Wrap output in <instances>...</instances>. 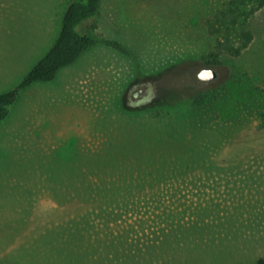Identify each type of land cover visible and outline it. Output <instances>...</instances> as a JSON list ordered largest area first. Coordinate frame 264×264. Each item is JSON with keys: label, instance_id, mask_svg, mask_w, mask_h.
Instances as JSON below:
<instances>
[{"label": "rangeland", "instance_id": "1", "mask_svg": "<svg viewBox=\"0 0 264 264\" xmlns=\"http://www.w3.org/2000/svg\"><path fill=\"white\" fill-rule=\"evenodd\" d=\"M70 1L0 0V93L46 54ZM230 1L103 0L98 31L127 52L100 42L21 92L0 123V264L264 256V7L230 55L206 23ZM214 87L208 118L191 97Z\"/></svg>", "mask_w": 264, "mask_h": 264}, {"label": "trees", "instance_id": "2", "mask_svg": "<svg viewBox=\"0 0 264 264\" xmlns=\"http://www.w3.org/2000/svg\"><path fill=\"white\" fill-rule=\"evenodd\" d=\"M103 0H71L63 16L60 32L55 42L46 54L35 63L23 79L12 89L0 93V123L10 114L11 107L21 95V92L37 82L54 80L60 71L74 64L84 53L100 42L106 43L123 52L127 48L120 41L104 38L97 22L101 13ZM246 0H231L218 9L213 16L206 19L210 33L216 39V48L230 55H239L247 49L254 40V32L246 24L245 19L264 7V0H257V6L247 9ZM219 61L207 60L205 63L216 64ZM178 66V65H177ZM180 64L172 71H177L176 78L191 77L192 72L183 71ZM180 77V78H179ZM193 77V76H192ZM156 78L155 80H157ZM219 87L199 90L191 97L193 106L201 113L211 118L214 115L215 102L220 95ZM207 93H212L207 96ZM215 93V95L213 94ZM246 106L251 109L250 104ZM264 122V111H259ZM250 114H254L253 110ZM257 264H264V256Z\"/></svg>", "mask_w": 264, "mask_h": 264}, {"label": "water", "instance_id": "3", "mask_svg": "<svg viewBox=\"0 0 264 264\" xmlns=\"http://www.w3.org/2000/svg\"><path fill=\"white\" fill-rule=\"evenodd\" d=\"M217 75V70L212 67H206L199 72V78L202 80H212L216 78Z\"/></svg>", "mask_w": 264, "mask_h": 264}, {"label": "flooded vegetation", "instance_id": "4", "mask_svg": "<svg viewBox=\"0 0 264 264\" xmlns=\"http://www.w3.org/2000/svg\"><path fill=\"white\" fill-rule=\"evenodd\" d=\"M203 69H204V68H203ZM201 70H202V69H201ZM201 70H200V71H201ZM198 76H199V74H198ZM204 81H206V80H204ZM149 85H151V83H149Z\"/></svg>", "mask_w": 264, "mask_h": 264}]
</instances>
